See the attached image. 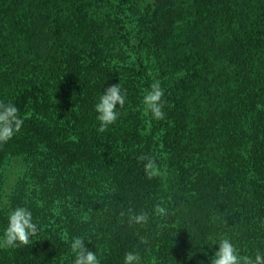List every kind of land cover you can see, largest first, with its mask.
I'll return each instance as SVG.
<instances>
[{"label": "trees", "instance_id": "obj_1", "mask_svg": "<svg viewBox=\"0 0 264 264\" xmlns=\"http://www.w3.org/2000/svg\"><path fill=\"white\" fill-rule=\"evenodd\" d=\"M45 1L21 2L27 18L17 52L8 46L12 43L8 38H0V71L14 76L12 89L1 77L0 101L13 103L20 115L27 117L21 137L39 141L63 164L60 172L86 208L81 207L82 213L97 220L99 237L91 251L96 252L100 264H123L128 251L139 252L141 264H150L153 257L156 264H210L218 250V243L213 241L219 238H229L243 255L264 253V119L258 118L261 129L246 126L243 141L238 142L243 125L231 106L215 102L216 109L211 110L205 102H192L193 98L185 95V85L197 67L194 63L187 70L168 69L161 86L165 115L161 120L153 119L140 98L141 90L150 89L153 82L139 87L136 82L117 81L113 75L123 72H111L116 68L103 54L91 59L78 51L76 23L72 20L74 26L64 31L68 13L51 19L50 8L59 7L62 0H52L42 7ZM83 1L78 0L81 5ZM122 1L131 12L129 18L128 14L124 16L128 41L144 69L149 62L146 49L159 40L163 42V37L175 35L184 10L179 0ZM254 1L256 7L242 24L240 17L236 19L239 10L224 0H196L195 14L202 22L221 25L225 33V60L232 66L227 73L237 79L231 99L233 105L242 104L248 123L257 121L256 98L264 101V0ZM6 3V13L10 14L13 4L11 0ZM67 8L71 9L70 16L82 13L80 7ZM232 8L237 12H231ZM47 9L45 16L43 11ZM214 60L208 67L211 72ZM142 69L139 74L144 81ZM118 83L126 93L125 106L117 107V121L101 133L95 104L104 90ZM251 85L256 87L247 91ZM198 103L207 105L208 110L198 113L202 111ZM220 110L216 117L214 112ZM146 125L151 126L148 141L143 140ZM161 132L171 138L168 152H173L175 161L168 169V178L160 175L150 180L144 162L137 157H157L152 141ZM212 154L220 166L213 165ZM103 162L108 167L100 170ZM244 171H252L254 178ZM220 184L221 191L217 190ZM93 198L97 199L96 208H88ZM161 200L169 210L165 218L152 214L153 205ZM129 208L137 213L147 211L148 223L130 225L127 215L121 218L119 213ZM33 212L34 222L41 228L40 237L27 246L8 249L0 255V264H72L69 243L77 236L64 232L62 214L56 215L54 205L45 198ZM64 234L70 237L68 242H62ZM141 236L149 243H141ZM183 237L187 256L178 257Z\"/></svg>", "mask_w": 264, "mask_h": 264}, {"label": "rangeland", "instance_id": "obj_2", "mask_svg": "<svg viewBox=\"0 0 264 264\" xmlns=\"http://www.w3.org/2000/svg\"><path fill=\"white\" fill-rule=\"evenodd\" d=\"M4 1L8 2V0H0V38L1 40L8 38L9 42H12L8 46H13L11 49L13 48V53H15L20 48L18 46L20 32L24 31L26 27L25 7L21 4L23 0H11L13 4L12 10L10 14H7L6 9L9 4L6 3L5 6L3 4ZM51 1L46 0L41 4L42 7L49 6ZM81 2H78V0H62L59 7H52L50 10L47 9L43 12L46 16L49 10V16L51 13L53 14L52 18L50 17L51 19L58 14L63 16L62 12L68 13L63 22L64 31L73 25L72 20L76 23L79 30L77 37L78 51H81L87 57L91 56V59H94L95 55L103 54L104 58L108 59L109 64L116 68L111 69V72H123L119 76L113 75L117 81L124 84H126V81L136 82L139 87L143 83L145 85V82L148 81H158L161 84L160 86H163L166 75L170 71L168 69L177 67L178 69L187 70L194 63L197 67L190 75V82L185 85V87H188L185 95L193 98L194 101L192 102H195L196 99L198 101L201 100L209 105L211 110L216 109L215 102L222 106H231L234 114L238 115L236 118L242 122L244 127H241L243 133L237 139L238 142L243 141L246 126L261 129V121L258 118L264 119V101L262 97L256 98L258 104L254 107V110L258 113L257 121L248 123L249 118L246 116L247 112L242 109V104L237 102L233 105V100L231 99L237 79L233 77V74L230 75V72L227 73L232 66L225 60L224 47L227 42L225 33L221 29V25L202 22L195 16L196 0H179V5L184 10L180 19L181 27L176 29L173 37H163V42L159 40V43L146 49L149 55V62L144 69L140 68L141 63L138 59V52L128 41L130 36L128 30H126L124 16L128 14L127 18H129L131 12L129 8L124 7L123 1L84 0L83 5H81ZM224 3L226 5L230 3L231 7L233 6L239 10L237 12V9L232 8L230 11L238 13L236 19L238 20V17H240V24L244 22L246 14L251 13L256 7L254 0H224ZM68 5L80 7L81 10L78 11L82 13L77 15L72 13V16H70L71 9L67 8ZM12 11L14 14H12ZM8 46L7 48H9ZM214 57L216 60H214ZM212 60H214L215 70L212 69L211 72L208 67H210ZM222 68L224 69L222 70ZM140 69H142V77H145L146 81L141 79ZM2 72L0 71V79L4 77V81L8 82L12 89L13 74L9 71ZM204 74L206 75L204 76ZM186 81L188 80L186 79ZM255 87L251 85L247 91L253 90ZM182 88L184 87L182 86ZM11 89L8 88L6 90L9 92ZM143 89L140 92L141 99H143L145 90H147L145 87ZM2 97L3 95L0 93V100ZM252 97L254 99V96ZM207 105L198 103V106L202 108V111L198 110V113L208 110ZM222 111L214 112L216 117ZM204 124L206 125V123H203L202 126ZM202 126H199V128H202ZM143 130L145 132L143 140L148 141L149 136H151V126H144ZM200 132L201 130L199 129ZM199 133L196 132L195 135H200ZM21 135L22 133L19 132L7 143L0 144V235H2L7 225L4 220L8 216V214L5 215L6 213H9L17 206H25L33 214V211L37 210L45 198L50 205H54L56 215L62 214L64 232L71 236L76 235L84 238L86 240L85 247L93 250L95 240L99 237V229L96 225L97 220L93 216L89 217L86 213H82L85 208L83 203L78 200L77 192L64 178L66 176L60 172L63 169V164L52 154L46 152L39 141L28 138L26 135L21 137ZM168 140H171V138L167 136V133L161 132L157 133L155 140L152 141L157 151L156 158L161 168V176L166 178L170 174L168 169H172V162L175 161L173 152H168V150L170 151V147L167 145ZM141 143L143 144L144 142ZM209 144L212 143L210 142ZM218 147L219 145L217 149ZM189 151L194 153L195 149H189ZM215 159V155L212 154L213 165L215 167L220 166L219 162L216 161L217 159ZM159 160H161L160 164ZM107 167L105 162L100 164V170H105ZM244 174L249 178H254L252 171H244ZM241 184H245V182ZM222 187L223 185L220 184L218 189H216L221 191L223 190ZM239 188L245 191V188ZM92 200L88 204V208H96L97 199L93 198ZM84 216L88 217L86 221L83 219ZM61 240L65 242V240H70V237L64 234ZM184 242L185 237L182 238V247L179 254H177L178 257L187 256L183 251L186 249L183 246ZM7 250L0 249V255H4ZM70 257L73 261L71 254Z\"/></svg>", "mask_w": 264, "mask_h": 264}, {"label": "clouds", "instance_id": "obj_3", "mask_svg": "<svg viewBox=\"0 0 264 264\" xmlns=\"http://www.w3.org/2000/svg\"><path fill=\"white\" fill-rule=\"evenodd\" d=\"M163 98L164 90L158 81H154L150 89L145 90L142 103L145 112L150 113L153 119L164 118L165 101ZM125 103L126 93L122 92L120 83L111 85L103 91L94 107L97 113L96 119L99 121V132L107 131L108 127L117 121L119 117L117 107L122 109ZM26 118L20 115L19 109L13 103L0 101V144L7 143L19 133ZM137 159L144 162V172L148 179L151 180L161 175V168L154 156L142 154ZM152 214L160 218L168 216L169 210L164 200L153 205ZM119 215L121 218L127 215V222L130 225H146L149 221L147 211L137 213L129 208L127 212L121 211ZM83 219L87 220L88 217L85 216ZM40 232L41 228L34 222L31 210L25 206H17L8 213L7 226L0 235V249L27 246L33 238L40 237ZM85 241L79 236L71 238L69 247L73 256L72 264H100L96 252L85 247ZM140 242L149 243L144 236L140 237ZM213 243H218V250L210 258V264H264V253L257 251L254 256L243 255L229 238H219ZM141 261L142 257L137 251H128L123 258V264H141ZM150 264H156L155 257L151 259Z\"/></svg>", "mask_w": 264, "mask_h": 264}]
</instances>
